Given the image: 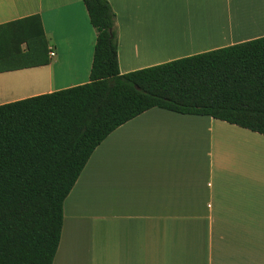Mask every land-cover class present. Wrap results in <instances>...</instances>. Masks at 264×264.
<instances>
[{"label":"crops","instance_id":"1","mask_svg":"<svg viewBox=\"0 0 264 264\" xmlns=\"http://www.w3.org/2000/svg\"><path fill=\"white\" fill-rule=\"evenodd\" d=\"M108 2L121 74L264 37V0ZM31 16L46 64L0 72V105L89 82L83 1L0 0V25ZM52 264H264V136L159 108L121 125L63 203Z\"/></svg>","mask_w":264,"mask_h":264},{"label":"trees","instance_id":"2","mask_svg":"<svg viewBox=\"0 0 264 264\" xmlns=\"http://www.w3.org/2000/svg\"><path fill=\"white\" fill-rule=\"evenodd\" d=\"M82 1L96 32L89 82L0 105V264H52L63 203L93 151L150 109L264 136V37L121 74L115 13ZM45 55L38 16L0 25V72Z\"/></svg>","mask_w":264,"mask_h":264},{"label":"built area","instance_id":"3","mask_svg":"<svg viewBox=\"0 0 264 264\" xmlns=\"http://www.w3.org/2000/svg\"><path fill=\"white\" fill-rule=\"evenodd\" d=\"M49 56L53 57L54 56V53L53 52H50L49 53Z\"/></svg>","mask_w":264,"mask_h":264}]
</instances>
